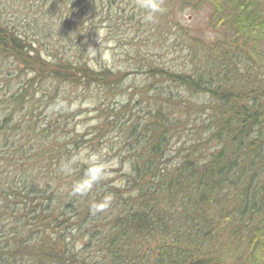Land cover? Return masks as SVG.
Returning <instances> with one entry per match:
<instances>
[{"label": "trees", "instance_id": "1", "mask_svg": "<svg viewBox=\"0 0 264 264\" xmlns=\"http://www.w3.org/2000/svg\"><path fill=\"white\" fill-rule=\"evenodd\" d=\"M163 6L156 22L182 31L179 11L204 10L215 35L184 30L187 61L177 68L139 60L153 77L136 92L139 103L155 93L151 108L118 128L126 171L80 197L71 186L86 165L72 176L58 171L78 135L52 137L67 124L37 117L62 114V84L108 95L128 73L104 64V50L83 33L92 0H0V67H11L0 115V264H264V0ZM113 123L105 115L98 128ZM190 123L194 138L174 149ZM105 194L111 203L95 210Z\"/></svg>", "mask_w": 264, "mask_h": 264}, {"label": "rangeland", "instance_id": "2", "mask_svg": "<svg viewBox=\"0 0 264 264\" xmlns=\"http://www.w3.org/2000/svg\"><path fill=\"white\" fill-rule=\"evenodd\" d=\"M80 7L78 5L76 9ZM130 15H136L135 21L129 20ZM174 18L179 21L182 31H178L171 24L166 25L164 21L156 22L155 19L153 22L146 21L144 12L137 6V0H112L111 5L92 0V11L86 12L83 18V33L92 44H98L104 50L103 63L115 70L121 69L128 73L127 78L117 91L108 95L98 88H92V84L89 87L62 84L60 85L62 96L58 100L64 109L62 114L55 112L50 115L47 110L37 117L39 125L43 126L50 118L59 121L61 126L67 124L64 132L59 130L52 137L58 135L65 142L78 135L79 140L73 146L69 144L73 148L72 153L81 151L85 154L96 153L101 155L106 163L115 161V165L109 170V176L114 177L116 182L120 181L122 173L126 171L129 155L125 148H122L123 137L118 128L124 123H131L136 115L142 116L149 107L151 108L155 93V90H149V95L144 96V102L139 103L136 92L145 87L151 79L153 80L150 74L140 68L145 62L139 60L153 56L160 64L165 63L177 68L187 61L186 42L180 36L184 30L196 37L205 38L215 35L212 28L207 25L208 13L204 10L195 11L186 8L179 11ZM59 27L56 26V29ZM137 49L141 51L139 58L134 56V51ZM10 68L9 65L0 67V115L6 107L2 105V99L8 93L9 86L5 83V79L8 78L6 72ZM158 86V89L162 88L161 84ZM168 86L170 87L166 83L164 88L167 89ZM171 87L176 94L185 99L192 97L183 87ZM130 99V109L126 114H120L118 111L121 104ZM101 109L104 110L103 114L100 112ZM40 110L36 109L35 113ZM105 115L115 123L106 130H99L98 127ZM196 118L200 120L201 117L196 116ZM13 119L12 123L15 122L16 117L13 116ZM192 126L193 124L190 123L181 139L173 140L174 143L176 142L174 149L180 146L179 140L187 141L194 138ZM176 155V152L172 153V157Z\"/></svg>", "mask_w": 264, "mask_h": 264}, {"label": "clouds", "instance_id": "3", "mask_svg": "<svg viewBox=\"0 0 264 264\" xmlns=\"http://www.w3.org/2000/svg\"><path fill=\"white\" fill-rule=\"evenodd\" d=\"M137 6L144 12L146 21H154L157 14H162L166 9L163 0H137ZM84 164L83 175L71 186V194L74 196L86 197L93 192V189L101 184L109 176L110 168L115 165L106 163L102 156L96 153L85 154L83 151L74 153L71 157L60 162L58 171L65 176H72L79 165ZM112 194H105L99 203L93 204V208L102 211L112 201Z\"/></svg>", "mask_w": 264, "mask_h": 264}]
</instances>
